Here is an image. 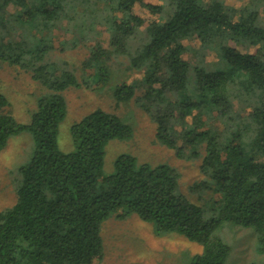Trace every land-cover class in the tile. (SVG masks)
I'll use <instances>...</instances> for the list:
<instances>
[{"label":"trees","instance_id":"16d2710c","mask_svg":"<svg viewBox=\"0 0 264 264\" xmlns=\"http://www.w3.org/2000/svg\"><path fill=\"white\" fill-rule=\"evenodd\" d=\"M158 1L0 0V59L49 89L28 123L2 110L0 94V149L22 132L36 142L19 166L14 203L0 210V264H96L103 222L133 212L201 243L189 264H226L231 247L215 234L223 222L253 227L264 253V0ZM78 46L88 51L82 77L108 83L118 57L142 73L119 81L117 100L140 93L157 140L179 158L201 159L208 181L193 189L214 190L210 208L179 193L168 164L121 154L104 176L106 144L133 132L113 112L92 110L71 127L75 150L58 148L63 92L82 79L51 54Z\"/></svg>","mask_w":264,"mask_h":264},{"label":"rangeland","instance_id":"374dc122","mask_svg":"<svg viewBox=\"0 0 264 264\" xmlns=\"http://www.w3.org/2000/svg\"><path fill=\"white\" fill-rule=\"evenodd\" d=\"M243 1L247 0H228L238 6ZM134 12L145 20L151 19L148 10L140 5L134 7ZM261 18L264 22V7ZM62 37V33L56 34L57 39ZM239 48L246 51L244 46L240 45ZM87 57V49L80 46L51 54L52 60L73 69L79 80L82 79L79 87L63 92L67 112L59 125L58 148L67 153L75 150L71 127L92 110L101 108L113 112L128 123L133 132L129 138H113L106 144L102 167L104 176L113 171L115 160L121 154H131L138 162L153 166L168 164L179 174V193L191 202L210 208L214 190L193 189L202 181H208L207 175L200 170L201 159L179 158L174 149L157 140L156 126L138 99L140 93L127 101L117 100L116 85L120 84L119 81L130 83L140 78L142 73L128 70V59L118 57L112 62L113 79L108 83H98L93 77H82V66ZM184 57L190 60L194 54L186 52ZM48 92L49 89L34 81L29 73L0 59V94L8 101L2 110L11 113L17 121L30 122L38 98ZM35 148L36 142L31 134L22 132L9 137L7 145L0 149V210L14 203V180L18 176L19 166L31 158ZM215 234L231 247L226 264H264V253L259 250L253 227L223 222L216 228ZM101 236L103 258L96 264H189L203 249L201 243L175 232H160L155 223L143 220L134 212L123 218L116 214L109 217L103 222Z\"/></svg>","mask_w":264,"mask_h":264}]
</instances>
